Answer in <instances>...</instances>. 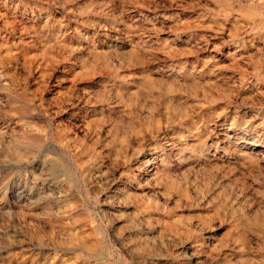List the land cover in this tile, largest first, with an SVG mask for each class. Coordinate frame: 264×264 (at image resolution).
I'll use <instances>...</instances> for the list:
<instances>
[{
	"label": "rangeland",
	"instance_id": "obj_1",
	"mask_svg": "<svg viewBox=\"0 0 264 264\" xmlns=\"http://www.w3.org/2000/svg\"><path fill=\"white\" fill-rule=\"evenodd\" d=\"M228 257L264 264V0H0V264Z\"/></svg>",
	"mask_w": 264,
	"mask_h": 264
},
{
	"label": "bare ground",
	"instance_id": "obj_2",
	"mask_svg": "<svg viewBox=\"0 0 264 264\" xmlns=\"http://www.w3.org/2000/svg\"><path fill=\"white\" fill-rule=\"evenodd\" d=\"M60 44V43H59ZM206 46V45H205ZM60 48V47H59ZM229 55V54H228ZM73 59V58H72ZM210 59V58H209ZM235 59V58H234ZM203 71V70H202ZM79 101V100H78ZM76 105H78V104H76ZM81 106V105H80ZM78 107V106H77ZM81 108H83V107H81ZM85 111V110H84ZM80 112V111H79ZM72 114V113H71ZM80 114H82V113H80ZM86 118V117H85ZM76 120V119H75ZM72 121V120H71ZM84 122H86V120L84 121ZM83 122V123H84ZM213 125V124H212ZM85 129V128H84ZM239 133V132H238ZM200 134V133H199ZM212 135V134H211ZM225 135V134H224ZM19 136V135H18ZM17 137V136H16ZM237 137V136H236ZM236 137L233 135V136H229V134L227 135V139H228V145L229 146H231L232 145V147L234 146V149L236 150V152H237V150L238 151H242V152H244V153H253V151H254V153H255V151L256 150H253V145H251L250 147H249V144H245V143H235V142H233V141H236ZM197 138V137H196ZM226 139V140H227ZM7 140V139H6ZM184 140V139H183ZM224 140V139H223ZM3 141H4V139H3ZM201 141V140H200ZM11 142H12V140H11ZM195 142V141H194ZM199 142V141H198ZM205 142V141H204ZM226 142V143H227ZM196 143V142H195ZM190 144V143H189ZM8 145H9V143H8ZM17 145H18V149H19V147H20V150H18L19 152H21V153H17V151L14 153L15 154V156H24L25 155V152H23L22 151V149H24V150H27L28 149V147L30 146V144L24 139V138H20V139H18L17 140ZM182 145V144H181ZM183 146V145H182ZM186 146V145H185ZM189 147H191L190 145H189ZM208 147V146H207ZM3 148V147H2ZM175 147H173L172 149H170V150H168V149H166V150H168V152H166V154H158V153H156L155 152V154L154 155H150L151 156V158H149V159H146V158H144L143 160H142V162H141V166H140V168L141 167H147L149 170V173H150V175H148L149 176V178H145V183L146 184H144L145 186H142L143 185V183L142 182H140V186H142L141 188H146L149 184H151V183H159V182H164V180H171V178H173V177H171V175L175 172V171H177V170H179L181 167H183V165L184 164H187V163H192V159L190 158V157H185V156H183V155H179V153H178V151H176L175 149H174ZM204 148V147H203ZM183 149V148H182ZM193 149V148H192ZM208 149V148H207ZM190 150V149H189ZM205 150V149H204ZM258 150V149H257ZM181 151V150H180ZM182 153V152H181ZM193 153V152H192ZM258 153V152H257ZM256 153V154H257ZM198 154V153H197ZM261 154V153H260ZM196 155V154H195ZM245 155V154H244ZM193 156V155H192ZM262 156V155H261ZM194 157H196V158H200L201 159V157H202V159H204L203 157H207V155L206 154H204L203 152H201V154L199 155V156H194ZM208 157H211V155L210 156H208ZM259 157V156H258ZM214 158V157H213ZM205 160V159H204ZM242 160V159H241ZM194 161V160H193ZM207 161H209V159L207 160ZM211 161V160H210ZM195 162H197V161H195ZM199 162V161H198ZM203 162V161H202ZM209 163V162H208ZM211 163V162H210ZM206 164V163H205ZM137 165V164H136ZM134 167V166H133ZM210 167V166H209ZM191 168V167H190ZM204 169V168H203ZM136 170V169H135ZM181 170V169H180ZM195 170V169H194ZM175 173H177V172H175ZM202 173V172H201ZM176 175V174H175ZM174 175V176H175ZM136 176V175H135ZM141 176V175H140ZM128 177V176H127ZM143 177V176H142ZM171 177V178H170ZM144 179V178H143ZM173 180V179H172ZM171 180V181H172ZM126 181V180H125ZM134 181V180H133ZM140 181H144V180H142V178L140 179ZM173 183H174V181H173ZM172 183V184H173ZM129 184V183H128ZM148 184V185H147ZM168 184V183H167ZM171 184V188H173L172 186H174V185H172ZM152 186V185H151ZM150 186V187H151ZM153 186H155V185H153ZM176 186V185H175ZM197 187V186H196ZM124 190H126V188H123ZM140 189V188H139ZM146 189H148V187L146 188ZM145 189V190H146ZM206 189V188H205ZM130 190V189H129ZM141 190V189H140ZM139 190V191H140ZM175 190V189H174ZM190 190V189H189ZM203 191V190H202ZM185 193H186V191H185ZM199 193V192H198ZM166 201V200H165ZM183 201V200H182ZM184 202V201H183ZM219 204V203H218ZM206 231V230H205ZM171 232V231H170ZM232 232V231H231ZM129 233V232H128ZM192 233V232H191ZM262 233V232H261ZM213 237V236H212ZM262 237H263V235H262ZM135 238H136V247H135V249H137L138 251H140L141 253H143V252H148L149 250H151V245H150V241H149V239L148 238H146L145 237V234L143 233H140V234H137L136 236H135ZM202 240V239H201ZM68 241V240H67ZM200 243V242H199ZM202 243V242H201ZM254 243V242H253ZM203 244V243H202ZM255 244V243H254ZM200 245V244H199ZM209 246V245H208ZM211 247V246H210ZM239 247V246H238ZM213 248V247H212ZM206 249H208V248H206ZM240 249V248H239ZM205 250V249H204ZM211 250V249H210ZM192 256V255H191ZM230 258H232V257H228V258H226V264H233V262H232V260H230ZM248 258V257H247ZM214 259V258H213ZM213 259H211V260H213ZM239 259V258H238ZM251 259V258H250ZM252 260V259H251ZM209 263V262H208ZM238 263V262H237ZM238 264H242V263H238ZM259 264V263H258Z\"/></svg>",
	"mask_w": 264,
	"mask_h": 264
}]
</instances>
